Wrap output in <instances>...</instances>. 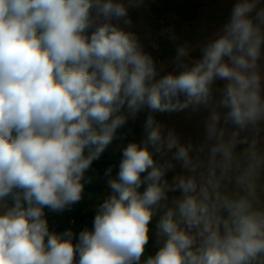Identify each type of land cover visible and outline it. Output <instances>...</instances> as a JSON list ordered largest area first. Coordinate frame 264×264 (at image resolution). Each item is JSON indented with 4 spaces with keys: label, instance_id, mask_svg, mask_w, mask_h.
<instances>
[{
    "label": "clouds",
    "instance_id": "1",
    "mask_svg": "<svg viewBox=\"0 0 264 264\" xmlns=\"http://www.w3.org/2000/svg\"><path fill=\"white\" fill-rule=\"evenodd\" d=\"M142 4L0 0V264H264V6L237 0L197 45L199 59L185 42L165 71L128 30L129 9ZM125 105L133 117L203 107L204 141L182 143L149 115L93 228L73 243L70 229H49L44 209L81 200L85 172L127 122ZM176 163L184 174L169 182ZM157 211L163 243L142 259Z\"/></svg>",
    "mask_w": 264,
    "mask_h": 264
},
{
    "label": "rangeland",
    "instance_id": "2",
    "mask_svg": "<svg viewBox=\"0 0 264 264\" xmlns=\"http://www.w3.org/2000/svg\"><path fill=\"white\" fill-rule=\"evenodd\" d=\"M154 1L156 0H143V4L140 7L129 9V18L132 24L128 30L134 31L138 35L145 51L150 53L156 61L157 67L159 68L163 65L165 71L174 70L175 65L173 61L176 55V48L185 42L193 46L194 50L190 53L191 57L193 59H199L201 53L197 45L210 39L223 26L230 15L233 5L237 2V0H200L202 5L192 20L173 18L168 22H164L157 20L149 10V4ZM259 6H264V0H260ZM171 34L176 36L175 40L169 38ZM261 63L264 64V60ZM215 86L223 87V82L217 81ZM220 111L225 110L220 109ZM120 114L125 115L130 120H136L137 118L145 120L149 115H153L158 122L165 126L166 130H174L182 143L191 141L194 147H198L204 141V121L208 115V110L203 107L196 112H193L191 109H186L173 113H152L147 107H143L133 117L125 105L121 109ZM231 127L229 125L230 129ZM145 138L146 132L143 130L131 143L142 144ZM258 142L261 147H264V136L258 138ZM244 147L246 145H239L237 151H241ZM154 155L161 160L159 154ZM170 156L171 153L168 154V157ZM168 157H164V159ZM118 171L110 175H96V181L102 186V192L95 198H88L90 207L95 211L112 194L108 180L109 178L117 177ZM178 174H184V170L179 163H176V167L166 174V178L171 182L172 177ZM143 175H146V173ZM146 186V184H143L139 191L143 192ZM179 195V191L169 192L168 203L171 204V201ZM160 214L161 212L157 211V214L149 224V241L145 246V253L142 259H146L148 256H154L162 246L163 240L158 236L156 227Z\"/></svg>",
    "mask_w": 264,
    "mask_h": 264
},
{
    "label": "trees",
    "instance_id": "3",
    "mask_svg": "<svg viewBox=\"0 0 264 264\" xmlns=\"http://www.w3.org/2000/svg\"><path fill=\"white\" fill-rule=\"evenodd\" d=\"M201 5L200 0H156L149 4V10L157 20L164 22H168L173 18L192 20ZM145 121L146 119L141 120L140 118L136 120L127 119L126 124L118 130L116 138L85 172L82 181L84 185L82 198L78 203L62 212H54L47 207L44 209L51 231L63 233L70 229L74 233L73 243H76L82 230L93 228L96 211L90 207L88 198H95L102 192V186L96 181V175L106 174L108 168L112 169L110 174H114L119 170V163L123 158V149L141 134L144 130ZM262 134H264V131L260 132L259 137ZM154 159L160 161V158L155 155ZM7 203L11 204L12 202L8 200Z\"/></svg>",
    "mask_w": 264,
    "mask_h": 264
},
{
    "label": "crops",
    "instance_id": "4",
    "mask_svg": "<svg viewBox=\"0 0 264 264\" xmlns=\"http://www.w3.org/2000/svg\"><path fill=\"white\" fill-rule=\"evenodd\" d=\"M262 136H264V134H262L260 137H262ZM260 137H258V138H260Z\"/></svg>",
    "mask_w": 264,
    "mask_h": 264
}]
</instances>
